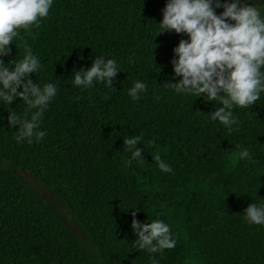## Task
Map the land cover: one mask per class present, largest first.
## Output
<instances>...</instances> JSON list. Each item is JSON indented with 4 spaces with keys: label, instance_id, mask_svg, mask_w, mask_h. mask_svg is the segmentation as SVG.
Returning a JSON list of instances; mask_svg holds the SVG:
<instances>
[{
    "label": "trees",
    "instance_id": "16d2710c",
    "mask_svg": "<svg viewBox=\"0 0 264 264\" xmlns=\"http://www.w3.org/2000/svg\"><path fill=\"white\" fill-rule=\"evenodd\" d=\"M164 3L53 0L38 26L19 30L7 46L5 61L30 46L42 68L29 78L56 83L57 95L40 124L45 136L31 144L14 140L16 126L8 128L0 106V264H150V256L159 264H264V226L242 219L249 203L264 204V93L233 109L228 132L206 117L218 102L167 87L172 49L186 35L156 33ZM96 55L117 61L114 90L71 84ZM135 80L147 90L132 101ZM9 107L24 113L19 98ZM132 135L143 160L129 164L123 139ZM242 149L250 158H239ZM155 155L172 172H161ZM25 174L60 196L67 217ZM135 206L137 221L169 225L173 249L133 248L127 208Z\"/></svg>",
    "mask_w": 264,
    "mask_h": 264
},
{
    "label": "clouds",
    "instance_id": "9594fccd",
    "mask_svg": "<svg viewBox=\"0 0 264 264\" xmlns=\"http://www.w3.org/2000/svg\"><path fill=\"white\" fill-rule=\"evenodd\" d=\"M52 3L53 0H0V106L8 112V128L16 126L13 138L18 144L39 142L45 136L40 124L57 95V84L33 83L29 78V74L37 73L42 66L27 44H23L21 58L7 61L2 58L11 55L7 46L13 43L18 31L38 26ZM259 3V0H165L161 19L155 23L157 34L186 35L172 49L171 80L165 82L166 86L177 95L218 102L219 107L209 111L206 117L218 121L228 132L237 123L233 109L251 106L264 93V10L257 7ZM118 71L121 70L115 59L96 55L86 70L81 67L73 72L71 84L83 90L91 88L95 81L114 90L112 81ZM146 90L145 82L135 80L127 95L136 101ZM14 98H19L25 106L22 115L9 107ZM4 119L0 114V121ZM138 142L134 135L123 139V149L130 153L129 164L143 160L142 149L136 147ZM239 158H250L249 151L242 149ZM152 159L161 172H172L159 155ZM135 208H127L133 209L130 213L133 217L130 228L136 236L133 248L148 253L173 249L176 239L169 225L158 218L139 222L135 219ZM242 219L248 225L264 226V204L249 203ZM149 260L150 264H159L153 256Z\"/></svg>",
    "mask_w": 264,
    "mask_h": 264
},
{
    "label": "rangeland",
    "instance_id": "374dc122",
    "mask_svg": "<svg viewBox=\"0 0 264 264\" xmlns=\"http://www.w3.org/2000/svg\"><path fill=\"white\" fill-rule=\"evenodd\" d=\"M259 4L257 7L260 9L264 8V0H259ZM25 180L27 184L38 190L40 193L42 192L44 195L47 196L51 205L59 210L65 217H67V213L63 210L62 205L60 204V196L55 193L50 187H48L44 182H42L39 178L33 176V174H25Z\"/></svg>",
    "mask_w": 264,
    "mask_h": 264
}]
</instances>
